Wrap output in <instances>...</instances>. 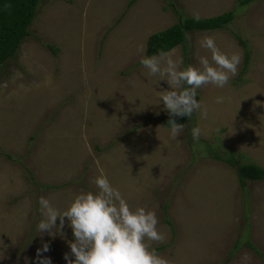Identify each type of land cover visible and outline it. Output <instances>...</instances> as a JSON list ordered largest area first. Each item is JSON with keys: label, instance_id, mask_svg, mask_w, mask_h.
<instances>
[{"label": "rangeland", "instance_id": "rangeland-1", "mask_svg": "<svg viewBox=\"0 0 264 264\" xmlns=\"http://www.w3.org/2000/svg\"><path fill=\"white\" fill-rule=\"evenodd\" d=\"M126 2L37 0L27 35L0 65V264H38L45 243L42 258L67 264V219L63 234L37 233L38 200L62 211L75 194L95 192L101 174L131 208L156 213L165 239L150 250L169 264H264V180L240 185L236 166L215 158L264 168V108L255 104L264 102V0ZM193 12L231 19L187 32L166 53L181 67H199V56L211 63L198 43L208 35L241 62L225 87L197 90L201 109L172 140L159 118L168 85L140 59L150 33Z\"/></svg>", "mask_w": 264, "mask_h": 264}, {"label": "clouds", "instance_id": "clouds-1", "mask_svg": "<svg viewBox=\"0 0 264 264\" xmlns=\"http://www.w3.org/2000/svg\"><path fill=\"white\" fill-rule=\"evenodd\" d=\"M192 15L195 20L200 19L198 13L193 12ZM198 43L210 52L211 63L208 57L199 56V67L191 64L181 67L183 59H174L166 52L144 55L140 59L150 75L159 77L157 84L158 81H165L168 85L167 90L161 89L159 99L169 116L167 124L172 140H176L185 127L175 118L190 119L195 111L201 109L196 99L197 90L208 84L225 87L237 74L241 62L239 54L222 52L211 36H202ZM139 51L144 52L143 46ZM220 102L222 98L217 99V103ZM255 104L264 108L262 101H255ZM191 135L194 143L198 142L201 129L192 128ZM92 183L95 192L75 194L62 211L41 196L38 203L42 219L37 223V233L63 234L67 219L73 234V240L68 242L73 258L69 257V253L64 254L67 264H169L154 249L150 250V242H163L165 239L157 229L156 213L144 207L131 208L122 193L103 174ZM48 250L46 243L36 250L38 264H51L47 257H41V253Z\"/></svg>", "mask_w": 264, "mask_h": 264}, {"label": "trees", "instance_id": "trees-1", "mask_svg": "<svg viewBox=\"0 0 264 264\" xmlns=\"http://www.w3.org/2000/svg\"><path fill=\"white\" fill-rule=\"evenodd\" d=\"M134 1L127 0L126 7H129ZM240 1L245 3L252 0ZM36 3L37 0H0V65L13 55L20 41L27 35L28 25L33 17ZM6 5H10V7H6ZM230 14L231 12H223L214 16L200 18L198 21L193 16L177 15L173 24L147 36L145 55H155L159 52H166L177 45H182L187 32L222 28L230 21ZM246 59L247 57H245L244 62H246ZM159 118L163 126L169 127L167 124L169 120L167 112L160 114ZM184 118L176 117L175 119L177 123H182ZM216 157L232 167L236 166L234 171L240 185H243L245 180H264V168L255 163L236 164L230 153L223 157ZM165 222L170 225L168 219Z\"/></svg>", "mask_w": 264, "mask_h": 264}, {"label": "crops", "instance_id": "crops-1", "mask_svg": "<svg viewBox=\"0 0 264 264\" xmlns=\"http://www.w3.org/2000/svg\"><path fill=\"white\" fill-rule=\"evenodd\" d=\"M135 1H136V0H135ZM135 1H134V2H135ZM134 2H133V3H134ZM131 5H132V4H131Z\"/></svg>", "mask_w": 264, "mask_h": 264}]
</instances>
